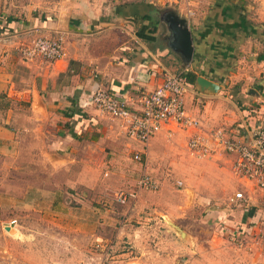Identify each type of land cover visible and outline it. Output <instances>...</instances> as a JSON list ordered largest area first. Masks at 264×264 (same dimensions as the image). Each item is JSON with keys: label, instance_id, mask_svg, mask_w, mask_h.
Segmentation results:
<instances>
[{"label": "rangeland", "instance_id": "1", "mask_svg": "<svg viewBox=\"0 0 264 264\" xmlns=\"http://www.w3.org/2000/svg\"><path fill=\"white\" fill-rule=\"evenodd\" d=\"M63 1L0 0V126L11 135L9 140L0 137V264H142L131 260L144 256L149 238L155 255L172 252L171 262L179 264L195 253L192 244L191 252L178 254L190 232L210 233L211 226L198 221L208 219L210 208L222 206L229 189L235 192L243 182L234 175L233 160L218 164L210 155L196 153L182 133L151 139L138 160L140 146L106 114L99 119L107 129L90 125L88 133L70 131L80 114L65 116L64 109L25 120L30 103L12 91L21 82L22 60L30 61L21 57L4 25L7 17L65 18ZM238 1L244 11L250 6L255 21L263 15L264 0ZM226 103L210 109L216 119L206 131L236 127L239 121L229 125L219 119L234 109ZM204 105L201 99L192 104L200 114ZM10 106L15 109L11 116ZM142 172L158 181L157 189L137 188ZM130 189L136 199L118 203L116 194ZM216 230L214 236L227 237Z\"/></svg>", "mask_w": 264, "mask_h": 264}, {"label": "crops", "instance_id": "2", "mask_svg": "<svg viewBox=\"0 0 264 264\" xmlns=\"http://www.w3.org/2000/svg\"><path fill=\"white\" fill-rule=\"evenodd\" d=\"M242 4L238 0H175L174 3L162 0H64L61 13H67L65 18L42 20L27 16L16 20L7 17L6 24V20L2 21L4 33L17 40L18 48L36 36L62 34L66 51L63 58L54 61L22 60L23 75L18 87L12 91L16 94L13 97L30 103L25 110L30 116L25 117L26 121H32L38 115L57 114L64 109L61 113L65 116L80 114L76 119L78 124L73 122L69 130L88 133L90 125L95 126L92 130L107 129L99 119L105 113L92 105L81 106L96 88L118 92L149 91L162 81L167 70L182 71L193 79V91L185 94V108L200 123L196 130H178L175 134L182 133L180 135L189 139L194 131H209L206 129L212 119H216L212 118L216 116L210 109L216 104L227 105L226 101L234 109L224 119L219 118L222 122L239 121L237 124L248 128H264V13L258 14L255 21L250 6L244 11ZM187 8L193 10L192 15L187 14ZM171 13L175 24L186 27L191 35L193 50L188 57L170 47L173 35L168 16ZM198 77L214 83L216 90L209 83L199 84ZM200 99L205 100L201 114L197 106H192ZM12 108H6L9 116L15 113ZM80 108L83 114L78 113ZM220 126L230 128L233 125ZM10 136L0 126V137L9 140ZM207 155L218 164L234 158L219 149ZM239 180L243 183L237 191H242L245 198L234 204L225 199L222 206H212L209 218L198 221L200 226L210 225V233L190 232V238L183 242L185 249L178 254L185 255L192 244L195 253H190L191 256L179 264H264V191L251 182ZM235 192L229 189V197ZM228 221L238 223L247 231L236 232ZM213 230L227 237L214 236ZM150 241V238L145 241L144 256H135L131 261L154 264L159 258L158 264H173L169 257L172 252L160 258L155 255Z\"/></svg>", "mask_w": 264, "mask_h": 264}, {"label": "built area", "instance_id": "3", "mask_svg": "<svg viewBox=\"0 0 264 264\" xmlns=\"http://www.w3.org/2000/svg\"><path fill=\"white\" fill-rule=\"evenodd\" d=\"M162 1L175 2V0ZM187 10L188 15L193 14L192 9L187 8ZM19 51L21 57L29 61L35 59L54 61L66 55L62 34L55 37H33L29 42L21 45ZM188 91L193 89L185 73L167 70L163 74L162 81L149 91L139 89L134 92L132 90L118 92L107 88H96L81 106L92 105L117 120L125 135L140 146L135 152V158L140 160L142 153L148 149L150 140L157 134L163 133L169 139L178 130L199 128V119L189 114L185 108V94ZM235 126L230 128L216 126L207 131L205 136L194 131L187 145L201 155L210 154L215 149L232 154L234 174L264 191V128L252 129L241 123ZM177 184L182 185V182L178 181ZM136 185L137 188L151 190L157 189L159 183L149 174L142 172ZM136 197V191L133 189L116 194V200L120 204H125ZM244 198L242 191H236L228 198V202L234 204ZM10 223L15 221L12 220ZM234 235L238 236L236 234L232 236ZM262 244L264 248V233ZM120 264H128V262L123 260Z\"/></svg>", "mask_w": 264, "mask_h": 264}, {"label": "water", "instance_id": "4", "mask_svg": "<svg viewBox=\"0 0 264 264\" xmlns=\"http://www.w3.org/2000/svg\"><path fill=\"white\" fill-rule=\"evenodd\" d=\"M168 20L170 21V28L173 35V41L170 44V47L173 50H180L182 54L185 57H188L191 55V52L193 50L192 41H191V35L186 27H180L175 24L174 14L171 13L170 16H168ZM197 81L199 84H210L213 88V90H216V85L213 83L211 84L206 79H202L200 77L197 78ZM195 88V87H194ZM196 90V88H195Z\"/></svg>", "mask_w": 264, "mask_h": 264}, {"label": "trees", "instance_id": "5", "mask_svg": "<svg viewBox=\"0 0 264 264\" xmlns=\"http://www.w3.org/2000/svg\"><path fill=\"white\" fill-rule=\"evenodd\" d=\"M185 76L187 78V81L188 83L191 84L192 82V77H188L189 76V73H185ZM68 115H71V114H68ZM252 126H250L251 128ZM228 224L230 227H232L234 230L238 231V232H243L245 233L247 231V228H242L238 223H234L233 221H228Z\"/></svg>", "mask_w": 264, "mask_h": 264}]
</instances>
